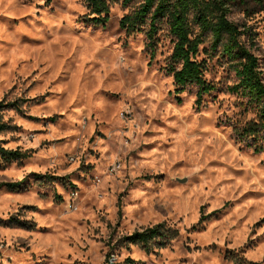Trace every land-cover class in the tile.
I'll return each instance as SVG.
<instances>
[{"label": "clouds", "instance_id": "1", "mask_svg": "<svg viewBox=\"0 0 264 264\" xmlns=\"http://www.w3.org/2000/svg\"><path fill=\"white\" fill-rule=\"evenodd\" d=\"M39 2L43 3V0ZM64 2L68 3L69 0ZM0 3H3V0H0ZM8 3L11 4L12 0H8ZM70 6L76 7L81 14L86 11L75 5V0H72ZM239 16L242 18L243 14ZM74 21L75 17L67 13L45 20V24L49 25L54 33L52 43L60 44L65 53L77 52L73 62L66 68L70 82L51 89L53 93L63 95H58L47 105L49 114L60 112L66 115L62 123L67 125L68 130L61 132L57 126L49 124L47 136L36 135L30 140L25 135L19 145L22 150H37L31 165L20 171L0 172V179L6 177L13 181L23 180L30 172L51 173L54 177H67L68 185L59 183L49 185L48 202L38 199L34 194L29 198H13L12 203L19 201L22 204H34L41 209L51 210L55 215L41 216L33 212L28 218L39 226L56 227L58 231L64 221H67L66 226L70 227L74 219H91L92 225L88 229V235L93 238L88 240L90 246L77 253L83 264H105L106 255L110 250L107 247L110 240L115 243V240L124 235L131 236L134 232H143L159 223H167L169 227L180 232V237L172 241V249H156L162 253V256L157 257L136 245H129L131 251L127 248L117 250L108 260V264H123L128 258L142 264H181L182 261L184 264H222L218 255L187 251L182 247L185 243L183 237L187 235L186 229L197 222L200 204H210L207 213L223 207L221 198H230L226 193L233 191L238 185L235 183L226 185L211 193L216 198L215 202L208 199V193H204L203 199L198 203L181 196L183 189L175 185L182 181H186L188 186L195 183L197 191L202 192L205 186L211 188L216 183L210 178L212 173H220L218 179H235L227 175L224 168H210L208 162L219 157L209 155L205 150L209 144L216 148L223 142L228 145L231 152L228 155L219 149L225 164L243 159L232 148L228 139L231 129L211 127L220 114L215 108L211 111L195 112L193 109L197 99L195 94L189 96L188 92H183L181 96L186 98L183 105L176 104L174 98L168 97L172 79L168 78L161 82L155 69L149 75L147 61L141 55L144 48L142 42L131 43L129 49L125 51L119 44H113L112 39L103 43L97 42L87 35L90 29L85 31L83 24ZM61 29L65 33L79 29L83 39L70 35L55 36ZM3 32L4 26L0 24V38H3ZM65 41L68 44L67 48L63 47ZM261 47L264 48V41H261ZM97 53L99 57L96 58V63L85 70L87 75L81 80L80 72L84 69V62L95 57ZM255 55L259 56L260 53L256 52ZM4 59L5 57L0 55V62ZM74 71L76 75H73ZM0 79H4V76L0 75ZM108 93H118L119 99H114L107 95ZM29 95L35 96L37 93L32 92ZM0 99H3V91H0ZM233 111L235 109L227 110V115L232 116ZM32 114H36V111ZM18 123L23 124L28 130L44 127L39 124H26L20 120ZM97 131L103 133V136H97ZM209 133L211 139L207 138ZM93 137L94 144H89L88 141ZM61 138L67 139L68 143L41 148L42 141ZM3 139L6 137L0 136V140ZM147 145L155 147H143ZM5 147L15 150L18 145L9 143ZM89 148L99 152L100 158L84 156L83 150ZM133 153L135 156L130 155ZM260 159H264V155ZM82 161L86 165H94V172L88 173L81 169ZM180 163L182 167L173 168V165ZM258 163L259 160L246 161L245 170L250 177L249 186L256 185V190L264 192V185L260 184V179L264 178V170L256 167ZM160 173H165L166 178L158 182L155 177ZM70 185L87 191L89 198L97 205L96 211L88 212L85 216L87 210L82 206L80 193L74 192ZM85 185L88 187L85 188ZM126 188L129 195L122 205L123 221L113 237L112 229L116 226L118 212L116 197ZM54 194L65 198V203L60 209L51 201ZM145 200L150 209L148 212H145L143 205L139 203ZM248 203L264 205V200ZM153 208L155 210H151ZM174 208L177 210L173 211ZM3 211L4 208H0V214H3ZM101 216L104 217L103 221L100 220ZM109 223L112 228L109 227ZM96 229H99L98 233ZM261 231L264 232V228ZM70 235L71 232L65 233L64 239L67 240ZM192 235L193 238H197L199 234ZM231 236L236 238V242L229 244L228 247H238L242 242L240 236L236 233H232ZM213 241L223 247L224 236L221 235L217 239L215 236L209 237L207 233L199 235V242L202 245L211 244ZM21 242H28L31 251L37 254L34 264H60L63 258L61 256L63 249L59 246L53 247L42 237H34L32 233L26 231L0 229V253L3 254L0 257V264H9V256L15 264L21 254L31 260V253L24 252L23 249L21 253L15 252ZM261 248L264 250V245ZM210 255V259L205 258ZM246 255L250 259L253 256L251 253ZM45 256L51 257V260L45 259ZM67 264L71 262L68 261Z\"/></svg>", "mask_w": 264, "mask_h": 264}, {"label": "rangeland", "instance_id": "2", "mask_svg": "<svg viewBox=\"0 0 264 264\" xmlns=\"http://www.w3.org/2000/svg\"><path fill=\"white\" fill-rule=\"evenodd\" d=\"M72 0L65 3L64 0H43L40 3L39 0H12L9 4L8 0H3L0 3V24L4 26L3 38H0V55H3L5 59L0 62V75L4 76V79H0V91H3V99L8 101L19 100L22 104L21 110H8L5 113L6 119H11V123L16 126V129L1 133L0 136L6 137L3 139L4 146L9 143H16L17 148L22 150L21 145L22 138L27 135L29 139L36 135L47 136V125L52 124L57 126L58 130L63 132L67 131V125H64L62 121L66 119V115L60 112H52L49 114L47 107L50 100H54L58 95L53 93L51 89L70 82V77L66 73V68L73 62V57L77 55L76 51L65 53L61 49L60 44L52 43L54 39L53 30L49 25L45 24V20L48 18L59 17L65 13L75 17V23L83 24L87 35L97 42H106L109 39L113 40V44H119L121 48L127 51L131 43L137 44L143 43L144 48L141 53L142 57L147 61L149 69V75L153 69L156 70V75L162 82L168 78L172 79V85L168 90V97L174 98L175 103L183 105L186 102V98L180 94L181 102L176 99L174 93L175 86L173 84V77L169 75L164 67L167 62V58L172 52L173 39L168 31L166 24H161L155 33V55L151 59L149 51L146 47L147 43V31L149 30V22H146L141 26V30L133 34H127L126 30L120 26L121 19L134 11L138 5L139 0H134L131 3L124 4L122 0L116 1L110 5L108 17L109 20L105 25H94L90 20L86 19L89 9L85 0H75V5L80 8L86 9L84 13L77 11L76 7L70 6ZM123 14V15H121ZM235 17H239L238 14ZM258 32L257 44L255 46V52H259V58L264 70V48L261 47V41H264V11L260 13L254 23ZM39 29V31H37ZM195 30V26H194ZM70 35L72 37L81 36L79 29H73L71 33H65L63 29L55 33V36ZM63 47L67 48V42H63ZM112 47V45H109ZM78 48V46H77ZM83 55V54H81ZM99 57V53L95 57L88 59L84 62V69L80 72V79L83 80L87 75L85 71L90 66L96 63V58ZM198 60H205V79L207 82L214 85L215 89L204 95L202 105L197 107L196 102L193 105L195 112L211 111L216 109L219 115H217L215 122L211 125L216 129L230 128L229 141L232 148L239 154L240 160H233L229 164L224 163L223 156L219 149L223 150L224 154L230 155V149L226 143L221 142L216 148L212 145H208L205 149L209 155H215L218 159L210 160V168H224L226 174L234 177L233 180H225L220 177V173H212L211 179L216 183L213 187L209 188L205 186L202 192L197 191V184L188 186L186 181L177 183L175 187L182 188L181 196H186L190 201L199 202L203 199V194L208 193V199L215 202L216 198L211 195L217 191V189L230 186L231 184H237L238 187L233 191L226 193L230 198H221L220 202L223 207L207 213L206 210L210 206L208 203L199 205V216L197 222L194 223L191 228L186 229L187 235L183 237L185 243L182 247L187 251H200L208 252L211 255H218L223 262L227 264H251L250 262H256L264 264V250L261 246L264 245V232L261 231L264 228V205L249 204V201L264 200V192L258 191L256 185L249 186L250 177L245 170V162L251 160H259L256 165L257 168L264 170V159H260L264 155V151L256 152L254 148L246 146L244 143L236 141L233 133V124H242L247 120L254 117V114L249 111H244L241 106L242 99L232 93L229 88L237 79L235 72L232 68L231 61L223 56L221 49H214L211 47L210 41H207L200 47V53L197 57ZM97 70L99 66L97 65ZM73 75H76L75 71ZM167 87V85H165ZM189 96L196 95L197 87L192 85L186 88ZM184 91V92H185ZM36 92L37 95L30 96L29 93ZM107 95L114 99H119L118 93H108ZM34 98H41L40 100H34ZM3 99H0L3 100ZM26 106V107H25ZM233 111L232 116L227 115V110ZM36 111V114H32ZM70 111V109H69ZM55 117V119H52ZM251 117V118H249ZM18 120L23 121L26 124H39L44 127L34 130L26 129L23 124L18 123ZM163 127L162 121L159 122ZM19 134V135H17ZM97 136H103V133L97 131ZM146 135H148L146 133ZM10 137V138H7ZM207 138L211 139V133L207 134ZM73 139H75L73 137ZM95 137L88 141L89 144H94ZM67 139L61 138L57 140H44L42 141L41 148L50 147L52 145H66ZM146 148L155 147V145L143 146ZM32 151L31 156L24 159L22 162H12L5 167L0 168V172L7 171H20L26 167H29L37 155V150L29 149ZM83 150V149H82ZM84 151V156L92 155L96 159L100 158V154L89 148ZM135 156V153L130 154ZM237 166H233V165ZM182 163L173 165V168L182 167ZM94 165L81 164V169L88 173L94 172ZM48 176L54 178L51 180ZM147 178V177H146ZM166 178L165 173L158 174L155 179L163 181ZM22 180H11L8 178L0 179V208H4L3 214H0V229L8 231H26L32 233L34 237H42L45 241H48L53 247L59 246L63 249L61 256L63 257L60 264H67L68 261L71 264H83V261L77 257L79 250H86L88 240L93 237L88 235V229L92 225L91 219H74L71 222V226L67 221H64L59 231L56 227H42L39 226L34 220L28 218L30 213H37L41 216L55 215L51 210L41 209L34 204H22L17 201L12 203L13 198H29L35 194V196L44 201L50 200L47 188L49 185L61 184L68 185V178H58L51 175V173L41 174L37 172H30L24 176V185L19 190H12L6 186H2L5 182H17ZM243 181V183H240ZM260 184L264 185V178L260 179ZM74 192L80 193V200L82 206L87 211L84 213L87 216L88 212L96 211L97 205L94 200L89 198V194L84 189H79L75 185H70ZM88 185H85L87 188ZM71 194V193H70ZM129 195L128 189L119 193L116 197L117 202V223L113 231V237H115L116 231L119 230L123 221L122 205L125 204V198ZM52 203L57 209L65 203V198L58 194H54L51 198ZM143 205L145 212L150 211L147 206V200L140 201ZM6 206V207H5ZM14 209V210H13ZM155 210V208L151 209ZM177 209H173L176 211ZM135 215V213H133ZM100 220L103 221L104 217L101 216ZM160 224V223H159ZM167 224V223H166ZM109 227L112 228L111 223ZM83 230V231H82ZM177 230V229H176ZM97 233L99 229L95 230ZM178 231V230H177ZM71 232L72 235L68 236L67 240L64 239V234ZM193 233L203 235L208 234L209 237L215 236L217 239L221 235L224 236L223 247L213 241L211 244H201L199 242V235L197 238H193ZM232 233H236L240 236L241 244L236 248L228 247L229 244L235 243L236 238L231 236ZM127 235L122 236L120 239L115 240L112 243L110 240L107 247L110 249L111 256L106 261L110 260L112 255L121 248H127L131 251L129 245L126 244ZM180 237L178 231L177 236L174 239ZM173 239V240H174ZM171 240L165 247L155 248L150 252H146L150 255L162 256V253L156 251V249H172ZM139 247L138 245H136ZM140 248V247H139ZM21 249L24 252L31 253V260L22 254L18 256L15 264H34L37 259V254L31 251V247L28 242H21V244L15 249L16 253H21ZM141 249V248H140ZM51 250V249H50ZM144 251V250H143ZM246 253L253 254L252 258H248ZM0 253V257H2ZM210 256L205 257L210 259ZM45 259L51 260V257L45 256ZM9 264H14L11 256L8 257ZM123 264H142L131 258L126 259ZM181 264H184L182 261Z\"/></svg>", "mask_w": 264, "mask_h": 264}, {"label": "trees", "instance_id": "3", "mask_svg": "<svg viewBox=\"0 0 264 264\" xmlns=\"http://www.w3.org/2000/svg\"><path fill=\"white\" fill-rule=\"evenodd\" d=\"M86 19L94 25H105L109 20L110 5L119 0H85ZM124 4L134 0H122ZM138 7L125 15L120 26L127 34L141 30L149 22L146 47L151 59L155 55V33L163 23L173 39L172 52L167 58L165 71L173 77L176 99L181 102L180 94L187 87L196 86V105L200 107L205 94L215 87L205 79V60H198L200 47L210 41L213 50L221 49L223 56L231 61L236 83L229 90L242 99L244 111H251L254 117L246 122L233 124L236 141L264 151V70L259 56L255 55L258 32L254 25L257 16L264 11V0H139ZM243 14L242 18L235 17ZM195 26V30H194ZM41 98H34V100ZM19 100L0 101V134L16 129L11 119H6L8 110L20 111ZM52 119H55L53 117ZM0 140V168L12 162H22L31 156V150L8 149ZM51 180L52 176H48ZM24 181L5 182L12 190H19ZM178 234L175 228L166 223L157 224L143 232H134L126 237V244L138 245L150 252L165 247ZM111 256L107 253V259ZM251 264H259L250 262ZM108 264V260L107 263Z\"/></svg>", "mask_w": 264, "mask_h": 264}]
</instances>
